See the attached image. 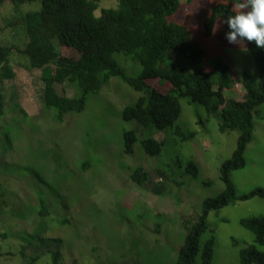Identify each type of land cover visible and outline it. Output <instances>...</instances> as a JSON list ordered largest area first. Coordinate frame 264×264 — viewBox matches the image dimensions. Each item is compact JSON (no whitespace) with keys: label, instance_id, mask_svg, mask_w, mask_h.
I'll use <instances>...</instances> for the list:
<instances>
[{"label":"rangeland","instance_id":"obj_1","mask_svg":"<svg viewBox=\"0 0 264 264\" xmlns=\"http://www.w3.org/2000/svg\"><path fill=\"white\" fill-rule=\"evenodd\" d=\"M179 1L180 10L169 20L185 24L192 42L206 49L208 57L195 63L185 56L167 64L212 71L222 59L232 66L236 79L225 96L242 100V77L245 72L255 73L246 42L230 44L222 20L213 37L205 35V20L225 0ZM118 7L119 0H100L96 14ZM11 8L6 4L0 10L4 28L0 40L23 47L27 42L23 24L5 27ZM39 8L41 0L20 9ZM23 57L13 58L17 75L5 81L7 112L0 118V264H25L21 250L30 242L43 252L36 264H52L56 245L42 242L40 236L62 239L63 264H176L204 201L226 189L220 169L233 156L241 132H221L219 117H209L189 97L180 99L182 116L171 129L125 120V107L135 105L143 93L121 77H113L101 92L88 94L83 112L67 113L59 122L57 110L43 102L41 70L22 67L27 61ZM115 58L129 76L142 73L143 66L133 55L117 53ZM150 83L164 93L172 88L167 80ZM57 90L71 97L82 95L77 83L57 85ZM254 121L246 166L231 174L239 194L264 185V103ZM132 129L138 131V142L134 153L128 154L124 133ZM149 137L162 142L160 154L144 151L142 140ZM192 159L199 164L198 176L186 172ZM86 162L89 166L84 168ZM138 168L166 171V178L158 182L167 193L155 195L133 181L131 174ZM43 202L49 209L45 216L41 215ZM254 215H264V198L255 196L211 210L194 264H203V247L212 236L216 238L212 264H240L242 249L250 245L264 251L255 233L241 224Z\"/></svg>","mask_w":264,"mask_h":264},{"label":"trees","instance_id":"obj_2","mask_svg":"<svg viewBox=\"0 0 264 264\" xmlns=\"http://www.w3.org/2000/svg\"><path fill=\"white\" fill-rule=\"evenodd\" d=\"M35 1L0 0V10L3 5H12V15L5 27L21 23L27 36L23 47L4 45L0 40V118L7 112L5 81L17 75L13 58L24 56L27 61L20 64L22 67L41 70L43 102L47 108L57 110L56 119L59 122L65 120L67 113L83 112L88 103V94L101 92L113 77H121L143 93L135 105L125 107V120H136L146 126L152 124L159 130L171 129L182 116L180 99L189 97L203 106L209 117H219L221 132H241L233 156L223 162L220 169L226 189L220 195L204 201L203 212L189 229L176 263L194 264L200 250V237L208 228L207 219L211 210L255 196L264 198V185L239 194L231 178L232 171L246 166V150L254 138V117L264 103V48H257L254 42H246L254 59L255 73L245 72L242 77L243 99H229L224 92L236 85V79L228 62L218 60L212 71H190L181 65L167 64L168 60L185 56L195 63H201L208 57L206 49L192 42V35L185 24L169 20L180 10L179 0H119L118 8L103 9L100 15L96 14L100 0H41V8L37 10L20 9ZM238 2L225 0L213 8L204 24L206 37H213L219 21L238 11ZM3 29L0 27V32ZM224 31H228L226 24ZM117 53L137 58L143 66L142 73L137 77L129 76L115 58ZM161 80L171 84L170 92L164 93L157 85L150 83ZM65 83H77L82 95L71 97L66 93L61 94L57 85ZM137 142L136 129L124 133L126 153H134ZM142 146L151 156L162 151V142L153 137L144 138ZM88 166L86 162L84 168ZM186 172L198 176L199 164L194 159L189 160ZM166 175V171L159 168L148 171L138 168L131 178L149 192L165 195L168 190L158 179L166 178ZM42 207L41 215L45 216L49 209L45 202ZM241 224L255 233L257 244L264 245V215L243 218ZM39 238L44 243L56 245L52 250V264H63L62 239ZM215 244V236L205 243L203 264H212ZM42 253L31 242L21 250L25 264H36ZM240 258V264H264V251L250 245L242 249Z\"/></svg>","mask_w":264,"mask_h":264},{"label":"clouds","instance_id":"obj_3","mask_svg":"<svg viewBox=\"0 0 264 264\" xmlns=\"http://www.w3.org/2000/svg\"><path fill=\"white\" fill-rule=\"evenodd\" d=\"M237 8L221 21L228 28L227 41L237 45L254 42L257 48H264V0H239Z\"/></svg>","mask_w":264,"mask_h":264}]
</instances>
